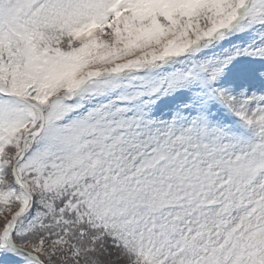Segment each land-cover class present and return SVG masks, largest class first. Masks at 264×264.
<instances>
[{
	"label": "snow or ice",
	"instance_id": "snow-or-ice-1",
	"mask_svg": "<svg viewBox=\"0 0 264 264\" xmlns=\"http://www.w3.org/2000/svg\"><path fill=\"white\" fill-rule=\"evenodd\" d=\"M0 264H264V0H0Z\"/></svg>",
	"mask_w": 264,
	"mask_h": 264
}]
</instances>
